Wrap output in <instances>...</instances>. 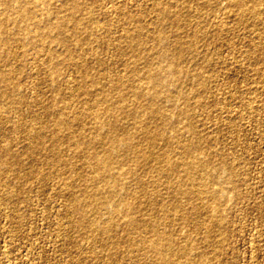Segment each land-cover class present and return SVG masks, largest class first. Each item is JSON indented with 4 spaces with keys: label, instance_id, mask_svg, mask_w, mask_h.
<instances>
[{
    "label": "rangeland",
    "instance_id": "1",
    "mask_svg": "<svg viewBox=\"0 0 264 264\" xmlns=\"http://www.w3.org/2000/svg\"><path fill=\"white\" fill-rule=\"evenodd\" d=\"M1 1L0 264H155L154 253L140 240L155 236L149 231L140 236L126 230L121 216L110 213L104 204H89L86 218L93 209L91 214H96L98 222L110 215L111 232L98 233L76 222L73 206L77 201L72 196L87 176L94 175L86 155L92 149L102 151L101 135L106 130L91 112L100 114L114 101L142 109L140 117L118 113L115 120L121 129L137 134L132 141L136 139L134 144L143 151L142 157L127 158L124 166L146 183L147 221L170 236L175 246L190 245L189 264H264V1L256 0L259 5L250 11L245 6L236 8L234 0L231 7L226 0H217L216 5L226 10L213 6L211 15L205 17L199 15V0H39L32 5L23 0L29 1L26 7H32V21L15 18ZM250 1L242 0L244 4L254 0ZM166 3L169 8L162 17L160 8ZM6 13L9 18L4 20ZM134 19L143 28L139 30ZM178 23L185 26L186 34L177 28ZM38 24L41 31H35ZM162 30L168 34L166 39L151 44L150 36ZM197 30L205 33L204 39L194 48V56L179 63L182 72L166 79L168 89L153 101L162 113L150 118L141 107L146 99L139 101L130 95L129 85L138 83L131 73H144V68L160 62L136 54L158 51L154 48L166 53L175 47V38L188 40ZM133 36L150 45H134ZM187 69L202 72L203 86ZM155 84L148 78L143 85L150 92ZM122 93L125 102L118 100L117 94ZM177 118H182L181 123ZM143 123L154 133L162 127L151 145L138 133ZM80 137L84 145L76 148ZM190 142L196 145L192 152L204 163V173L194 174L191 183L179 182L177 178L185 174L184 145ZM171 156L174 174L167 173L163 163ZM221 165L218 171L215 167ZM210 174H215L211 175L214 179ZM127 179L125 187L136 190L135 182ZM203 181L223 189L225 196L215 198ZM178 187L196 189L186 198L173 195L171 191ZM213 202L216 212L208 209ZM172 259L182 264L185 258L176 255Z\"/></svg>",
    "mask_w": 264,
    "mask_h": 264
},
{
    "label": "bare ground",
    "instance_id": "2",
    "mask_svg": "<svg viewBox=\"0 0 264 264\" xmlns=\"http://www.w3.org/2000/svg\"><path fill=\"white\" fill-rule=\"evenodd\" d=\"M170 1V0H169ZM175 1V0H174ZM178 1V0H177ZM183 1V0H182ZM187 1V0H186ZM189 1V0H188ZM216 1L217 0H199L198 2V12L199 15L202 16H209L211 15V11H213V6L217 7L218 10H221L222 12H224L226 9V7L222 8L220 5H216ZM228 5H230L231 0H226ZM255 1V2H254ZM252 3L250 4H244L241 1L238 0H234V2H232L235 7L237 6L239 9H243V7L245 9H250V11H253L255 9V7L257 5H259L258 3H260L258 1V3L256 2V0H254ZM262 2L264 0H261ZM37 4L39 2V0H30V4L32 5V3ZM154 2V1H153ZM165 2V1H164ZM163 2V3H164ZM180 2V1H178ZM248 2V1H247ZM249 2H251L249 0ZM261 2V3H262ZM1 3L4 6V9L6 10H10L12 11V13L14 14L13 16L15 18H19L22 21L25 20H29L32 21V14H33V10L32 7H26V4L29 3L23 0H2ZM77 3V2H76ZM83 3V2H82ZM89 3V2H88ZM155 3V2H154ZM168 3V2H167ZM164 5L163 7L160 8V15L162 17L165 16L166 11H168L167 9L169 8V5ZM181 3V2H180ZM185 4H187V2H184ZM183 3V4H184ZM193 3V2H192ZM172 4V3H170ZM181 4V5H183ZM264 4V3H263ZM155 5V4H154ZM174 5V4H173ZM188 5V4H187ZM73 6L75 7L76 5L73 4ZM82 6V5H81ZM80 6V7H81ZM261 6V5H260ZM259 6V7H260ZM64 7V5H63ZM79 7V8H80ZM231 7V5H230ZM236 7V8H237ZM194 8V7H193ZM39 9V8H38ZM67 9V8H66ZM83 10V8H81ZM86 9V6H85ZM107 9V8H106ZM46 10V9H45ZM69 10V9H68ZM81 10V11H82ZM109 10V9H108ZM107 10V11H108ZM260 10V9H259ZM66 11V10H65ZM157 11V9H156ZM69 12V11H68ZM84 12V11H83ZM109 13V12H108ZM113 13V12H112ZM144 13V12H143ZM58 14V12H57ZM54 15V14H53ZM158 15V13L156 14ZM174 15L176 16V13L174 12ZM37 16V15H36ZM55 16V15H54ZM62 16V15H61ZM43 17V16H42ZM8 19L9 15L6 13L4 15V17L2 19ZM55 18V17H54ZM88 18V17H87ZM140 17H138L139 19ZM176 18V17H174ZM58 19H60L58 17ZM72 19V18H71ZM182 19V17H181ZM70 20V17H69ZM92 20V19H91ZM135 20V19H134ZM141 20V19H140ZM176 20V19H175ZM20 21V20H19ZM74 21V20H73ZM77 21V20H76ZM87 21V20H86ZM136 23L139 24L138 20H135ZM143 21V20H142ZM70 22V21H69ZM154 22V21H153ZM152 22V23H153ZM158 22V21H157ZM174 22V21H173ZM208 22V20H207ZM206 22V23H207ZM39 23V21H38ZM75 23V22H74ZM156 23V22H155ZM171 23V22H170ZM175 23V22H174ZM196 23V22H195ZM6 24V23H5ZM90 24V23H89ZM156 25V24H155ZM159 25V23H158ZM164 25V24H163ZM179 25V23H178ZM38 28H35V31H41L39 24L36 25ZM50 27V25L45 26ZM170 26V25H169ZM174 26V25H172ZM194 26V25H193ZM90 27V26H89ZM167 27V26H166ZM12 28V27H11ZM141 28H143V26L141 25V23L138 25V29L140 30ZM149 28V26H148ZM151 28V26H150ZM158 28V27H157ZM164 28V27H163ZM177 28L180 30V32H184L185 33V26H177ZM24 29V27H23ZM55 29V28H54ZM20 30V29H19ZM33 30V29H32ZM148 30V29H147ZM13 31V30H12ZM77 31V30H76ZM168 31V30H167ZM31 32V31H30ZM34 32V30H33ZM131 32V31H130ZM138 32V30L136 29V33ZM145 32V31H144ZM174 32V31H173ZM177 32V31H176ZM86 33V31H85ZM112 33V32H111ZM142 33V32H141ZM140 33V37H142ZM146 33V32H145ZM187 33V32H186ZM185 33V34H186ZM27 34V33H26ZM33 34V33H32ZM32 34H29L30 36ZM131 34V33H130ZM178 34V33H175ZM181 34V33H180ZM23 35V33H22ZM136 35V34H135ZM148 35V34H145ZM10 36V35H9ZM128 35H126L127 37ZM149 36V35H148ZM168 36V34L162 30V31H157L155 33V35L150 36L149 40H151V44L153 45H159V39H166V37ZM205 36V33L200 32L199 30H197L196 32H192V34L190 35L188 40H182L181 36L178 37L177 39L175 38L176 42H175V47L173 49H169L166 53H162L161 49L158 48H154L157 49L158 51H153L151 50V54L149 53H137L136 57L137 58H143L146 61L152 60V59H156L155 61L160 62V64L155 65L154 67H146L144 68V73L139 74L136 70H132L131 73V78L133 80L134 77L137 78L138 83L133 84L131 83L129 85V91H130V95H132L133 99H137V100H141V99H146V102L141 106L143 107V111L148 112L147 114H150V118H152L155 114H157L156 116H160L162 111L159 113V109L153 106V101H155V98L158 96V93H164V91L166 90V79L169 77L170 74H174L177 73L179 71H181V67L180 64L181 62H185V60L187 58H190L192 56L195 55L194 53V48L196 47L197 43L202 40V38ZM120 37V35H119ZM34 38V37H33ZM144 39V36L142 37ZM140 38L141 40L137 39V36H133L131 37V41L138 44L139 46H145V45H150V42L147 43V40L145 39V41ZM169 38V37H168ZM167 38V39H168ZM6 39V38H5ZM9 39V38H8ZM117 39V38H116ZM114 39V40H116ZM128 39V38H127ZM204 39V38H203ZM71 40V39H70ZM41 41V40H40ZM206 41V39H205ZM42 42V41H41ZM169 42V41H168ZM63 43V41H62ZM84 43V42H83ZM202 43V42H201ZM2 44V43H1ZM4 44V43H3ZM118 44V43H117ZM116 44V45H117ZM20 45V44H19ZM133 45V44H132ZM155 47V46H154ZM158 47V46H157ZM163 47V46H162ZM173 47V45H172ZM127 48V47H126ZM126 48H122L125 49ZM149 48V47H148ZM146 48V49H148ZM141 49V48H140ZM150 49V48H149ZM48 50V49H47ZM69 51V50H68ZM142 51V50H141ZM148 52V51H147ZM23 53V52H22ZM52 53V52H51ZM119 53V52H118ZM133 54L131 53V56ZM4 56V54H3ZM190 56V57H189ZM50 57V56H49ZM51 58V57H50ZM1 59H3L1 57ZM47 60V59H46ZM61 62V61H60ZM74 62V61H73ZM87 62V61H86ZM167 62V65H161V63ZM146 63V62H145ZM126 64V63H125ZM185 67V66H184ZM79 68V66H78ZM132 69H134V67H132ZM188 70V69H187ZM79 71V70H78ZM189 74L191 76H195L198 77V79H200L201 81H199V84L203 86L202 83V72L201 71H195L193 69L188 70ZM182 72V71H181ZM84 74V73H83ZM205 75V74H204ZM141 79H139V77H141ZM184 76V75H183ZM206 76V75H205ZM53 78V77H52ZM87 78V77H86ZM96 78V77H95ZM117 78V77H116ZM115 78V79H116ZM152 79V81L154 80V82H156L155 87L156 89H154L153 91H148L145 89L144 87V80L146 79ZM143 79V80H142ZM194 79V78H193ZM10 80V79H9ZM121 80V79H120ZM7 81V80H6ZM12 80H10L11 82ZM167 81H169L167 79ZM106 82V81H105ZM173 82V81H172ZM107 83V82H106ZM121 83V81H120ZM124 83V82H123ZM11 84V83H10ZM119 84V83H118ZM122 84V83H121ZM197 84V83H196ZM195 84V85H196ZM15 85V83H14ZM106 85V84H104ZM115 85V83H114ZM113 85V86H114ZM151 85V84H150ZM154 85V84H153ZM120 86V84H119ZM117 87L118 91L120 90V87ZM16 87V85H15ZM166 87V88H165ZM169 87V86H168ZM14 88V87H13ZM17 88V87H16ZM16 88H14L16 90ZM102 88V87H101ZM11 89V88H10ZM110 88H108L109 90ZM168 89V88H167ZM2 90V89H1ZM96 90V89H95ZM197 90V89H196ZM94 91V90H93ZM171 91V90H170ZM175 91V88H174ZM9 92V91H8ZM96 92V91H95ZM174 93V92H173ZM7 95V94H6ZM9 95V94H8ZM11 95V94H10ZM93 95V94H91ZM180 95V94H179ZM118 96V100L119 101H123L125 102V98L123 97V93L122 96L117 94ZM163 97V96H162ZM184 97V96H182ZM56 98V97H55ZM107 95H104V101H108ZM112 98V97H111ZM113 99V98H112ZM127 99V97H126ZM57 100V99H56ZM158 102V100H157ZM162 102V101H161ZM136 103V101H135ZM92 105V104H91ZM31 106V104H30ZM127 106V105H126ZM165 109V108H164ZM140 107L135 106V107H131V109L126 108L124 106L123 103L114 101V105L113 106H105L103 107V112L99 114V112L97 111H92V115L91 116L95 122L99 123V125L101 126H105L106 130H103L104 132L102 133V137L104 138V142H103V148L101 152H95L92 151H88V155H86V158L89 159L91 162L89 163L90 168L92 169V171L94 172L93 176L90 177H86L84 180V183H82V187H80L78 193L76 196H72V198L74 199V201H77V204L75 206H73L74 211L76 213V217L77 220L76 222H79V224L85 225L86 227H90L93 231L96 230L98 233H104V232H108V231H112V225H111V221H110V215L106 218V220H104L103 222H98L96 220V214L93 213L91 214L92 211H90V216L86 218L87 216V208L89 206V204H94V203H98L100 202L101 204H104L107 209L110 211V213H116L118 215H120L121 220L123 221L122 223L125 225L126 230H130L132 232L138 233L140 236H143L142 234H144V232L149 231L153 236H155L154 238H141L140 240L144 243H146V245L148 246V250H150L151 252L154 253L155 256V264H176L173 261V256H179V257H183L185 258L183 263L184 264H189L188 261V254L190 251V245H185V246H175L173 244V242L170 240V236L162 233L161 231L158 230V227L156 226L155 223H150L149 221H147V215L148 213L146 212L145 208L146 206H143V199L145 198L146 195V187L145 184L143 183V180L141 178L138 177V173H130V168L128 169L126 166H124V162H126V159L129 157H136L135 155L138 156V154L143 155V151L141 152V150L139 149V146L137 144H134L132 141V138L134 136H136L137 134H134L132 131L130 130H126V129H121L115 120V117H117L118 113H121L122 117H124L123 115H126L125 117L128 118V116H134V117H140L139 114L141 113ZM55 111V110H54ZM56 112L58 113V111L56 110ZM51 113V111H50ZM182 113V112H181ZM72 114V113H71ZM154 114V115H153ZM87 115V114H86ZM103 115H107V119H103ZM163 115H165L163 113ZM177 116V115H176ZM89 117V116H88ZM175 117V115H174ZM121 118V116H120ZM126 118V119H127ZM156 118V117H155ZM89 119V118H88ZM133 119V118H132ZM175 119V118H174ZM140 120V118H139ZM173 120V119H172ZM180 121L182 120V118L179 119ZM177 120L179 123H181L180 121ZM84 121V120H83ZM151 121V119H150ZM174 121V120H173ZM176 121H174L175 123H177ZM66 122V121H65ZM90 122V121H89ZM172 122V123H174ZM187 122V121H186ZM79 123V121H78ZM148 123V122H147ZM162 123V122H160ZM63 124V123H61ZM76 124V123H75ZM70 125V123H66V126ZM80 125V124H79ZM82 125V124H81ZM38 126V125H37ZM151 126V125H150ZM161 126V125H160ZM172 126V124H171ZM98 127V126H97ZM154 127V126H153ZM168 126H166L167 129ZM152 128V127H151ZM162 129V127H160ZM160 128H158L155 133L153 130H151L147 124L143 123L140 124L138 126V133L141 137H143L149 145L153 144L155 137H158V135L160 134ZM187 128L189 130L192 129L191 125H187ZM16 129V128H14ZM77 129V127H76ZM87 129V128H86ZM90 129V127H89ZM97 129V128H96ZM165 129V128H164ZM165 129V130H166ZM186 129V128H185ZM58 130V129H57ZM171 131L173 130V127H170ZM44 131V129H43ZM55 131V130H54ZM60 132V131H59ZM190 132V131H189ZM169 133V127H168V132ZM166 133V134H167ZM174 133V132H173ZM4 134V133H3ZM35 134V133H34ZM86 134V133H85ZM176 134V133H175ZM28 135V134H27ZM67 135V134H66ZM157 135V136H156ZM170 135V134H169ZM189 135V134H188ZM192 135V134H191ZM42 136V134H38V138H40ZM83 136V135H82ZM86 136V135H85ZM175 137L177 136L174 135ZM190 136V135H189ZM167 137V136H166ZM58 138V136H57ZM161 138V137H160ZM159 138V139H160ZM190 138V137H189ZM77 140L75 141V147L76 148H81L84 145V142L82 140V138H76ZM84 139V138H83ZM142 139V140H144ZM158 139V140H159ZM162 139V138H161ZM165 139V137H164ZM182 139V138H181ZM187 139V138H186ZM85 140V139H84ZM102 140V139H101ZM177 140L180 141V139L178 138ZM176 140V142H177ZM184 140V139H183ZM182 140V141H183ZM86 141V140H85ZM88 141V138H87ZM157 141V140H156ZM160 141V140H159ZM95 142V141H94ZM98 142V141H97ZM173 142V140H172ZM175 142V141H174ZM176 142L174 143V145L176 144ZM164 143H166V141H164ZM168 143V141H167ZM30 150L32 151V142L30 143ZM52 144V143H51ZM144 144V143H143ZM28 145V143H27ZM146 145V143L144 144ZM155 145V143H154ZM173 145V144H172ZM178 145V143H177ZM26 146V145H24ZM36 146V145H35ZM34 146V147H35ZM50 146V145H49ZM143 146V145H142ZM171 146V145H170ZM180 146V145H178ZM182 149H183V145L181 144ZM193 146L196 147L195 144H193L192 142H190L189 144H187L186 146L184 145V158L185 160L183 161V171L185 172V174H183L184 176L177 178L176 181L181 182L183 179H185L187 182L191 183L194 177V174H203L204 172L202 171L203 168L202 166L204 165V163H202L199 159H197V155L195 156L192 152V148ZM203 146V143L201 145V147ZM174 147V146H172ZM199 147V145H198ZM204 147V146H203ZM122 148V152L118 153V149ZM146 148V147H145ZM169 148V147H168ZM150 149V148H149ZM173 150V149H172ZM196 150V149H194ZM37 152V151H36ZM74 152V151H73ZM76 152V151H75ZM154 152V151H153ZM169 152V151H168ZM87 153V152H86ZM156 153V152H155ZM171 153V152H170ZM201 154V153H200ZM3 155V154H1ZM153 155V154H152ZM161 155V153H160ZM82 156V155H81ZM84 156V155H83ZM142 157V156H141ZM157 157V156H156ZM166 157V155H165ZM174 157V156H173ZM10 158V156L8 157V159ZM145 159V158H144ZM49 160V159H48ZM149 160V159H148ZM152 160V159H151ZM162 160V159H160ZM174 159L172 160V156L170 159H165L164 160V165L166 168V172L170 173V174H174V168H175V163L173 162ZM208 161V160H206ZM9 162V161H8ZM128 162V161H127ZM126 162V163H127ZM147 162V161H146ZM125 163V164H126ZM142 163V161H141ZM148 163V162H147ZM179 161L177 162L178 165ZM181 163V161H180ZM6 164V163H5ZM131 164V163H130ZM10 165V164H9ZM132 165V164H131ZM148 165V164H146ZM213 165V164H212ZM157 168V167H156ZM216 169L221 170L223 169V166H216ZM214 168V170H216ZM146 169V168H145ZM149 169V168H148ZM181 169V167H180ZM54 171V170H53ZM176 171V170H175ZM161 172V171H160ZM217 172V171H216ZM166 173V174H167ZM162 174L163 171H162ZM165 174V175H166ZM209 175V174H208ZM212 174H210L211 176ZM215 175V174H214ZM212 175V176H214ZM217 175V173H216ZM223 175V174H222ZM144 176V175H143ZM173 176V175H171ZM169 176V177H171ZM206 176V175H205ZM211 176V178H213ZM224 176V175H223ZM222 176V177H223ZM146 177V176H145ZM196 177V176H195ZM207 177V176H206ZM221 177V176H220ZM219 177V179H220ZM127 178H131L135 184L137 185V189L136 190H131V188H128L129 185H126L125 187V183L127 182ZM165 178V177H164ZM166 179V178H165ZM214 179V178H213ZM208 180V178H207ZM130 181V180H129ZM131 182V181H130ZM147 182V181H146ZM183 182H185L183 180ZM197 182V181H196ZM148 183V182H147ZM218 183V181H217ZM127 184V183H126ZM130 184V183H129ZM152 184V183H151ZM203 186L207 188L208 192L212 195H215V198L217 196V198L219 197H224L225 196V192L223 189L219 188V187H210V185L206 184L203 181ZM219 184H221L219 182ZM131 185V184H130ZM175 185V183H174ZM8 186V185H7ZM168 186V185H165ZM164 186V187H165ZM201 186V185H200ZM163 187V189H165ZM167 188V187H166ZM173 188V186H172ZM168 189V188H167ZM195 189L193 190V187H187V188H174L173 191V195H182L185 196L186 198H189V194H191V191L195 192ZM206 190V191H207ZM164 191V190H163ZM9 192V191H8ZM196 195V193H195ZM174 196V197H176ZM219 196V197H218ZM171 197V194H170ZM192 197V195H191ZM159 198V197H158ZM152 198L148 199V201H151ZM159 200H161V198H159ZM174 209L177 208V202H174ZM216 202H213V204H211L209 206V210L216 212V208L217 205L215 204ZM219 205V204H218ZM145 207V208H144ZM160 207V206H159ZM190 207V206H189ZM188 207V208H189ZM192 207V206H191ZM164 208V207H163ZM190 209V208H189ZM221 209V208H220ZM219 209V210H220ZM106 210V209H105ZM106 210V211H108ZM108 211V213H109ZM208 212V211H207ZM219 213V212H218ZM162 214V213H161ZM220 214V213H219ZM176 216V215H175ZM182 218H186V213L182 214L181 213ZM104 217V216H103ZM106 217V216H105ZM104 217V218H105ZM103 220V219H102ZM171 220V219H170ZM192 220V219H191ZM205 221V220H204ZM155 222V221H154ZM116 223V222H115ZM121 224V223H120ZM122 224V225H123ZM193 224V223H192ZM114 225V223H113ZM172 225V224H171ZM225 225V224H224ZM121 227V225H120ZM119 228V227H118ZM202 228V227H201ZM203 229V228H202ZM119 230V229H118ZM127 232V231H126ZM128 234H130L131 232H127ZM126 234V233H125ZM105 237V236H104ZM96 238V237H95ZM106 239V237H105ZM174 240V239H173ZM123 240L121 239V242ZM139 242V241H138ZM186 242V240H185ZM103 243V242H102ZM189 243V242H188ZM193 250V249H192ZM141 252V250H140ZM192 252V251H191ZM195 253V252H194ZM201 253V252H200ZM192 254V253H191ZM190 254V255H191ZM126 255V254H125ZM193 255V254H192ZM202 255V254H201ZM114 256V254H113ZM138 260V259H137ZM176 262H178V264L180 261L179 260H175ZM182 263V264H183ZM140 264V263H139ZM194 264H197L196 262ZM199 264V262H198Z\"/></svg>",
    "mask_w": 264,
    "mask_h": 264
}]
</instances>
